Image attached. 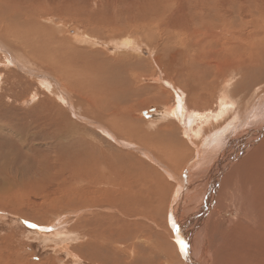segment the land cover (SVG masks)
<instances>
[{
	"label": "bare ground",
	"instance_id": "bare-ground-1",
	"mask_svg": "<svg viewBox=\"0 0 264 264\" xmlns=\"http://www.w3.org/2000/svg\"><path fill=\"white\" fill-rule=\"evenodd\" d=\"M193 4L190 7L191 18L197 12H200L196 9L197 5L194 6ZM227 4H229L228 1L220 0L216 15H207L208 18H205L202 23L196 20L191 29L184 25L182 29L178 28L180 30L175 32V34L178 33L176 35H171L170 31L167 30V33L165 30L163 35L167 33L171 39H167V35H165V38L162 37V46L158 45L156 47L158 41L156 44H152L153 47H156V50L152 48L154 53L151 60L144 61L147 65L146 68L148 70L150 68L153 74L152 77L155 80L168 85L171 90L164 89L160 86L161 84L156 87L155 85L149 86L148 89H157L156 93L164 110L158 112L157 115L148 114L144 118L140 116L139 118L142 121L136 120L134 111L142 107L143 103L146 104V97L142 103L136 101V106L133 103H126L128 106L123 107L117 106V104L112 105V100L108 96L111 89L107 88L106 84L98 85V83L91 85V96L89 98L85 97L86 95L82 92L75 90L77 92L76 100L79 102V105L75 106V96L62 86L58 81L59 79L47 71L40 72V70L34 68L36 63L30 61V58L19 51L21 48L17 47L18 44L10 42L8 38L10 43H14L8 45L0 38V53L4 54L8 65L19 68L29 75L39 77L45 87H43L44 90H49L50 93H58L59 99L63 104L69 105L75 116L77 113V116L85 120V116H89L90 110L95 109L94 111L100 112L98 110L101 108V105L100 108L98 107L100 100L107 101L106 103L110 104L111 108L106 112L107 115L104 114V120L102 117L99 118L103 121H96L95 125L98 126L99 130L121 146L137 149L143 156L149 158L151 162L159 165L165 171L164 174H161V172L156 171V168H149L147 174H144V171L131 173L133 170L129 169L127 170L129 171L127 176L123 177L127 172L122 175L118 166L113 162H109V166L105 165L106 172L103 169L102 171L98 170L100 168L93 169L95 160L91 159L93 155L92 146L90 145L89 150L86 151V154L91 156L89 170L92 171V175L95 176L94 179L97 182L118 183L116 186L121 188L124 194L123 198L128 202L127 205L137 203L140 206L139 210L146 208V211L151 214L152 212L154 214L164 213L168 216L166 218L163 214L164 218L155 221V227L160 229L161 232H159L160 230L156 231L153 226H147L148 229L141 226L142 229L139 230L138 235H143L144 241L146 240L148 243L149 255L138 249V241L134 247H132V244L130 249L124 247L127 246L125 239L130 234L128 232L123 233V229L133 230L132 224L134 223H131L129 218V220H124L125 217L121 219L117 215L109 214L111 218L106 223L97 222V225H108L106 252H110V256H108L110 264H134L136 261H138L137 264L140 262L143 264L153 263V258L158 257V253L163 249H166L167 253L165 252V254H167L168 260L166 259L167 263L165 261L158 264H264V35H260L261 37L258 39L256 38L259 32L264 31V19L258 20L259 16H256L254 18L255 22L247 21L234 25L233 19L229 17V11L226 9L229 8ZM245 4L242 7L247 8L253 16L256 15L258 12L256 6L251 5L252 2H249L248 5ZM6 6H9V4ZM166 9L167 6L158 7L157 4H153L149 11L162 15ZM261 12L264 15L263 9ZM7 19L0 18V20L5 21H9L11 18ZM165 19L168 27L173 26L169 23L168 17ZM25 21L26 23L21 25L27 28H30L31 25L34 28L37 25L36 19L32 22L30 20ZM25 21L22 20V22ZM192 21L190 20V22ZM4 24L13 28L11 27L12 22ZM174 26L177 27L178 25ZM259 28L263 31H260ZM7 29L6 31H8ZM30 30L32 29L30 28ZM99 30L101 31V29ZM25 31L27 29H18L12 34L25 38ZM154 31L156 32V30ZM182 31L185 32L182 33ZM3 32L2 29L1 33L3 34ZM8 34L6 33L7 37ZM125 35L120 39L117 38L118 47H130L134 51H139L140 49L136 48V40L132 39L131 36H127V34ZM69 36H43L42 39H39L41 41L30 44L33 46L31 52L38 55L35 56L36 60L40 59L53 65L57 64L60 69L65 68L64 64L68 65L70 63L73 64L75 70L78 67L77 71L80 73L81 71L82 73L85 71L96 72L98 70L96 64L87 65L84 60L82 61L81 58H84L82 56L75 54L81 60L78 59L79 61L73 63L69 61L68 56L74 54V50H71L70 46L78 51H83L81 45L79 46L81 49L77 47L79 43L76 42V39L78 38ZM84 36H80L83 37V39L80 38L82 41ZM155 36L160 38L157 35ZM26 39L32 40L29 37H26ZM114 39L116 38L114 37ZM94 41H96L95 38ZM50 44L53 47L50 48ZM112 45L114 46V44ZM38 46H43L42 51L45 49L47 53L44 51V55H41L42 52ZM53 51L56 53H53ZM118 55H121V52ZM92 60L90 59V61ZM112 60L114 61L112 63L117 60L118 66L122 67L124 80L126 81L123 80L125 83L121 86L122 88L120 87L117 90L119 92L121 90L122 95H127L135 89L130 82L133 80L138 81L139 76L142 74L141 69H139L140 71L137 70L140 65L135 60V55L131 54L122 55L121 57L112 56ZM80 63H84V66ZM43 64L45 65V63ZM54 67L56 68V66ZM70 72L72 73V71ZM155 73H157V78L154 76ZM62 76L65 77V73L62 72ZM93 76L95 77V74ZM88 77L90 78V76ZM79 80L75 81L79 82ZM68 84L70 85V83ZM79 90L82 91L80 83ZM117 90L115 89L113 92ZM107 97L110 99L108 100ZM171 98L174 99L172 103L169 102ZM244 113L246 114L245 117L241 118V114ZM112 128L116 133L111 130ZM153 128H155V131H151ZM134 135L146 138L147 140L142 141L146 144L149 143L148 145L156 154L152 150H147L131 142L134 138H130V136L133 137ZM123 136H127L129 139L123 138ZM193 152H196L194 159L191 158ZM156 155L162 160L159 161ZM77 156L81 157L82 155ZM124 158L119 155L118 159L125 161L127 159L125 154ZM185 158H189L190 161H188V165H185L184 170L180 172L184 166L183 161H186ZM163 160L167 162L166 165H163ZM76 164V166H80L82 173L87 171L86 167H82V161H78ZM129 167H131V164ZM100 172L102 173L100 174ZM170 180H173L177 185L174 187ZM118 191L120 190H117L114 186L112 190L105 192V198L106 196L109 199L118 198L119 194L116 195ZM171 191L172 196L167 205ZM98 193L100 192L97 191L96 195ZM96 195V199L101 197L105 203L108 202L103 194L102 196L100 194L99 196ZM90 198L92 199V197ZM95 201L97 203V200ZM199 201L200 203H198ZM100 208L103 209V206H100ZM104 209L115 211L114 207L110 206ZM133 210L135 208L127 211L130 216L136 215L137 212ZM184 210L188 214V211L191 210L192 215H184ZM82 211L84 212V210ZM78 212H81V210ZM127 214L125 213V215ZM59 219L62 220V218ZM92 220V223L95 224L94 218ZM60 221L57 220L55 224L58 225L59 223L60 225L63 220ZM92 223H89L91 224V230L94 226ZM60 227L62 226L60 225ZM94 230L96 231V229ZM99 236L97 235V241L101 237ZM102 240L105 241L106 238ZM126 252L129 256L121 258L120 255Z\"/></svg>",
	"mask_w": 264,
	"mask_h": 264
},
{
	"label": "rangeland",
	"instance_id": "rangeland-1",
	"mask_svg": "<svg viewBox=\"0 0 264 264\" xmlns=\"http://www.w3.org/2000/svg\"><path fill=\"white\" fill-rule=\"evenodd\" d=\"M226 1H228L229 4H227V6L230 8L226 9L229 11V17L233 19L234 25L247 21L255 22L254 18L256 16H259L258 20L264 19V15L261 12L262 9L264 10V0ZM249 2H252L251 5L254 7L256 6L258 10L254 16L249 13L250 11L247 8L242 7L245 3V5H248ZM166 3H169V6ZM7 4H9V6H6ZM153 4H157L158 7L167 6V9L162 15L160 13V15L158 13L155 14V12L149 11ZM192 4L194 6L197 5L196 9L200 12H197L191 18L192 13L190 12V7ZM219 4L220 0H184V3L183 0H0V18H11V21L0 20V38L8 45L14 43L18 44L19 46L17 47L21 48L19 51L22 52L24 56L26 55L30 58V61L36 63L34 68L40 70V72L47 71L55 78L59 79L58 81L62 86L75 96V106L79 105V102L76 100L77 92H82L86 95L85 97L89 98L91 96V85L93 86V84L98 83V85L106 84L107 88L111 89L108 96L112 100V105L117 104V106L120 105L122 107L125 106L126 103H133V105H135V103H140V101L142 103L146 97V104L143 103L144 106L142 104V107L134 111L136 120L142 121L139 118L140 116L144 118L148 114L157 115L159 114L158 112L164 110L160 103L161 100H159L157 96V89H148L149 86L155 85L156 87L161 84L160 86L164 89L171 90L168 85L152 77L153 74L150 68L149 70L146 68L147 65L144 61L151 60L154 53L153 49L156 50V47L161 45L162 37L165 38L168 31L171 32V35H174L175 32L180 30L178 28L182 29L184 25L191 29L196 20L202 23L208 16L213 14L216 15L218 13ZM172 5L174 6L172 7ZM243 14L245 15L243 16ZM167 17L171 25L178 26L168 27L165 21ZM34 19H36L35 22L37 25L34 26V28L31 25L30 28L32 30L21 25L26 23L25 20H30L32 22ZM22 20L25 22H22ZM190 20L193 21L190 22ZM162 21L165 22L163 23ZM7 22H12L11 27L13 28L4 24ZM13 25L16 26L14 27ZM5 26L8 28V31H6ZM16 27L18 29H27L24 34L25 38L12 34L18 30ZM1 28L5 33H1ZM98 28L101 29V31ZM154 30H156V32ZM165 30L168 31L163 35ZM261 30L262 29H260V31ZM184 32L185 31H182V33ZM263 32H259L256 38H260V35L263 36ZM6 33H9L8 37ZM125 34L136 40V48H139L141 51L139 49V51H134L130 49V47H118L117 38L120 39L126 36ZM42 35L47 37L70 35L69 37L78 38L76 39V42L78 41L79 43L77 47L79 49L82 47L81 50H83V53L69 45L70 49L74 50V54L68 56L69 61L72 63L77 62L79 61L78 59H80L79 56H82L84 57L81 58L82 61L84 60L87 65L96 64L98 70L96 72L85 71L86 73L83 72L84 75H82V71L81 73L77 71L78 67H76L75 70V67L72 66L73 64L70 63L68 65L64 64L65 68L60 69L57 64H49L40 59H38L39 61L36 60L37 58L35 56L38 55L31 52L33 46L30 44L41 41L39 39H42ZM81 35L84 36V42L81 40L83 39V37H80ZM155 35L160 38H157ZM26 37L32 40H27ZM114 37L116 39H114ZM8 38L10 42L14 43H10ZM94 38L96 41H94ZM167 39L171 38L167 35ZM157 41L158 44L156 47H153L152 44H156ZM112 44H114V46ZM38 47L39 50L41 49V55H44V51L47 53L45 49L42 51L44 48L43 46ZM49 47L51 48L53 45L50 44ZM120 52L121 55H118ZM53 53L56 52L53 51ZM125 54L135 55V60L140 65L137 70L141 69L142 74L139 76L140 81L133 80V83L130 82L135 88L133 90L134 92L132 91L127 95H122L121 90L119 92L117 89H120L123 83L126 82L124 80L125 76L122 67L118 66V61L116 60L115 63H112L114 62L112 56L121 57L122 55L126 56ZM90 59L93 60L90 61ZM6 63L7 61L4 58V54L0 53V264H110L108 257L110 256V252H106L108 246L106 242L108 241L106 235L109 232V229H107L108 225H97V222L106 223L107 220L111 218L109 214L117 215V217L121 219L125 217L124 220L130 219V222L134 223L132 224V231H128V229L125 228L123 229V233L128 232L130 234L125 239L127 246L124 247L130 249L131 245L133 244L132 247H134L138 241V249H141L143 253L146 252L145 254L149 255L148 243L146 240L144 241L143 235H138L139 230L142 228L148 229L147 226H153L156 231H159L160 229L155 227V221L159 218H164V213L154 214L152 212L151 214L146 211V208L139 210L140 206L137 203L127 205L128 202L123 198L124 194L121 188L116 186L118 183L97 182L94 179L95 176L92 175V171L89 170L91 164L89 160L91 156H88L86 151L89 150L91 145L93 148L91 159L95 160V165L94 167L92 166L93 169L100 168L98 170L102 171L103 169L106 172L105 165L109 166V162H113L118 166L122 175L127 172L123 177L127 176L129 172L127 170L129 169L133 170L131 173H140L144 171V174H147L149 168H156V171L161 172V174H164L165 171L162 170L159 165L151 162L149 158L143 156L137 149L121 146L99 130L95 123L96 121H103L105 119L104 114L107 115L106 112L110 110L109 108H111V106L106 103L107 101L103 102L104 100H100L98 102L100 103L98 106L99 108L101 105V108L98 109L100 112L94 111L95 109L92 111L90 110L89 116H85L84 120L77 116V113L75 116L69 108V105L66 103L63 104L57 96L58 93H50L49 90H44L45 87L41 83L39 77L29 75L19 68L8 65V63L6 65ZM43 63H45V65ZM47 63L51 67L46 65ZM80 64L83 65L84 63ZM54 66H56V68ZM71 66L73 67L72 69ZM101 67L104 71H102L103 69ZM70 71H72V73ZM62 72L65 73V77L62 76ZM93 72L95 77L93 76ZM88 76H90V78ZM154 76L157 78V73H155ZM75 80H79V82ZM68 83H70V85ZM79 83L82 85V91L79 90ZM112 89H116L117 91L113 92ZM75 90H77V92ZM114 94H116V96H114ZM109 97H107L108 100L110 99ZM170 100V103L174 102L173 98ZM244 115L246 114H241V118H244ZM101 117L103 120L99 119ZM106 125L109 127L108 124ZM154 129L155 128L151 129V131H155ZM111 130H113V128ZM114 133L116 132L114 131ZM135 136L136 135L133 137L130 136V138H134L131 142L147 150H152L150 145H148L149 143L146 144L142 141L147 140L146 138L140 135ZM116 137L120 141L118 136ZM124 137L128 138L127 136H123V138ZM152 152L156 154L154 150H152ZM124 154L127 159L125 161L119 160V155H122V158L125 159ZM195 154L196 152H193L191 158L194 159ZM77 155L82 156L79 157ZM113 158L115 159L113 160ZM156 158L159 159L158 156ZM211 159L213 160L214 158ZM161 160L160 158L159 161ZM184 160L186 161H183L184 166L180 172L184 170L186 167L185 165L190 161L189 158H185ZM78 161H82V167H86L87 171L81 172L82 169L79 168L80 166H76L78 165L76 164ZM165 163L167 162L164 161L163 165H166ZM130 164L131 167H129ZM101 173L102 172H100V174ZM155 176L157 175L155 174ZM173 182L172 180L171 183L175 187L177 184ZM111 185H114L117 190H120L116 193V195L119 194V197L116 199H109L107 196L105 198V192L114 188V186ZM97 191L100 192L98 195H96ZM99 194L100 196L103 194L108 202L105 203L101 197L96 199L95 195L99 196ZM169 196L167 205L170 202L172 191L169 193ZM90 197H92V199ZM95 200H97V203ZM198 203H200V201ZM107 205L114 207L115 211L104 209L108 207ZM100 206H103V209H101ZM134 208L135 210L133 211L137 213L134 216H130L127 211ZM80 210L81 212H78ZM82 210H84V212ZM188 212L189 214L184 210V215H192L191 210ZM125 213L128 214L125 215ZM164 215L168 218L166 214ZM59 218H62L63 222H61L62 220L60 221ZM93 218L94 221H96L95 224H93L94 222L92 223ZM57 220L61 222L60 225L62 227H60L59 223L58 225L55 224ZM65 221L67 223H64ZM89 223L94 225L92 230L96 229V231L91 230V224ZM31 225H36V227H31ZM159 232H161V230ZM97 235H100L102 239L106 238V240H102L99 236L100 238H98L100 240L98 239L97 241ZM165 250L163 249V252H159L158 257L155 256L153 258V263L149 264H158L165 261V263H167L168 256L165 254ZM127 255L129 256L126 252L120 255V257L126 258ZM137 262L138 261L134 264H137ZM140 263L143 264L142 262Z\"/></svg>",
	"mask_w": 264,
	"mask_h": 264
},
{
	"label": "snow or ice",
	"instance_id": "snow-or-ice-1",
	"mask_svg": "<svg viewBox=\"0 0 264 264\" xmlns=\"http://www.w3.org/2000/svg\"><path fill=\"white\" fill-rule=\"evenodd\" d=\"M31 227H36V225H31Z\"/></svg>",
	"mask_w": 264,
	"mask_h": 264
}]
</instances>
